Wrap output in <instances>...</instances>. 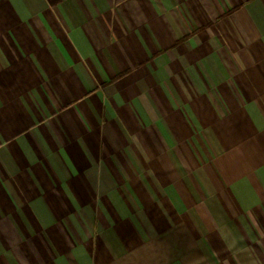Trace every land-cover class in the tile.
Here are the masks:
<instances>
[{
    "label": "crops",
    "instance_id": "0c3cea01",
    "mask_svg": "<svg viewBox=\"0 0 264 264\" xmlns=\"http://www.w3.org/2000/svg\"><path fill=\"white\" fill-rule=\"evenodd\" d=\"M0 264H264V0H0Z\"/></svg>",
    "mask_w": 264,
    "mask_h": 264
}]
</instances>
